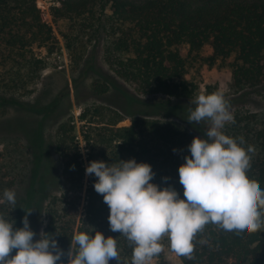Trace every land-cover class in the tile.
<instances>
[{
  "label": "trees",
  "instance_id": "16d2710c",
  "mask_svg": "<svg viewBox=\"0 0 264 264\" xmlns=\"http://www.w3.org/2000/svg\"><path fill=\"white\" fill-rule=\"evenodd\" d=\"M49 1L53 3L52 22L64 23L59 33L71 59L76 64L84 59L88 48L84 39L92 35L103 43L104 62L141 94L185 100L196 96L197 85L186 78L187 61L179 51L183 46L195 57L206 46L211 47V54L201 59L205 64H228L234 87L239 90H264V0ZM55 41L53 28L37 7V0H0V85L10 78L11 83L3 87L17 90L20 97L33 93L27 90L31 79L24 70L43 62L34 58L32 50L44 47L52 54ZM94 88L98 95L109 90L104 84ZM0 104L24 105L2 94ZM49 108L30 111L47 118L51 114ZM79 120L89 164L98 161L112 165L132 159L147 163L155 173L150 183L161 190L172 187L180 199H185L178 168L185 163V156L190 157L188 146L194 138L185 126L156 118L125 116L105 105L85 107ZM234 121L225 124L222 132L238 143L242 137L241 146L245 149L254 147L255 151L249 153L251 167L247 175L264 190V118L245 113L236 114ZM205 123L202 121L201 126ZM38 130L35 145L41 147L42 127ZM76 134L74 124L64 122L58 127L55 147L63 165L64 188L61 196L53 198L47 207L43 233L55 239L64 253L57 264H68L70 249L73 254L77 252L73 236L81 232L90 236L100 232L105 238L116 239L119 259L109 260V264H131L134 245L121 233L111 231L110 209L94 190L98 178L88 175L84 187L86 169ZM173 149L177 151L174 153ZM30 206L26 203L25 209ZM25 216H16L13 230L23 227ZM165 238L160 241L163 248ZM192 243V258L181 256L182 264H264V228L254 233H237L209 223ZM153 259L162 262V252Z\"/></svg>",
  "mask_w": 264,
  "mask_h": 264
},
{
  "label": "clouds",
  "instance_id": "9594fccd",
  "mask_svg": "<svg viewBox=\"0 0 264 264\" xmlns=\"http://www.w3.org/2000/svg\"><path fill=\"white\" fill-rule=\"evenodd\" d=\"M189 108L188 122L209 121L206 139L194 137L188 146L190 157L178 168L183 196L172 188L159 189L150 183L155 173L147 163L134 159L112 165L92 161L86 175L98 178L94 190L103 196L109 207V226L119 232L134 247L131 264H148L163 251L160 241L167 237L170 250L192 258L197 233L209 223L227 232L254 233L264 228V190L257 181L248 178L251 167L249 153L241 145L243 138L229 137L221 129L234 123L223 92L197 96ZM177 150L173 149L175 153ZM74 168V166H73ZM167 180L168 178H164ZM4 201L15 205L16 193L5 189ZM23 227L13 230V223L0 217V264H57L64 255L55 239L41 233L40 239L29 226L27 215ZM47 237V238H44ZM78 250L68 252V264H109L118 262L116 239L74 234ZM16 254L9 258L12 250Z\"/></svg>",
  "mask_w": 264,
  "mask_h": 264
},
{
  "label": "rangeland",
  "instance_id": "374dc122",
  "mask_svg": "<svg viewBox=\"0 0 264 264\" xmlns=\"http://www.w3.org/2000/svg\"><path fill=\"white\" fill-rule=\"evenodd\" d=\"M52 1L37 0V7L42 11L47 22L52 26L56 41L54 52L49 54L46 48L34 47L35 59L43 63L24 70L31 80L27 90L30 95L20 97L18 91L3 87L11 83L8 78L0 85V94L10 97L24 105L0 104V217L14 222L16 216L27 215L30 229L36 234L34 242L40 239L46 225V210L53 198L60 197L64 188L63 165L55 147V139L60 124L68 122L76 126L77 140L80 143L85 169L89 166L87 149L81 136L79 116L82 109L93 105H105L114 108L123 115H138L143 118H156L172 121L185 126L194 137L206 139L205 132L210 127L206 121L202 127L189 123V108L197 96L211 94L217 90L225 95L229 111L233 115L252 113L264 118V90L237 89L234 87L231 69L228 64L218 63L209 67L201 59L208 57L212 50L206 46L199 56L189 55V48L183 46L179 51L187 61L186 78L193 81L198 89L193 99H177L164 95L141 94L135 85L117 77L104 62L103 43L88 35L87 53L78 64L72 60L65 48L59 31L64 23H53L50 16ZM31 54H27L29 59ZM18 61L22 60L18 57ZM43 66V70H38ZM36 72L35 77L33 73ZM106 85L108 92L98 95L94 85ZM48 106L51 114L43 118L30 111L31 108ZM229 123V122H228ZM125 124H129L128 121ZM227 124V123H226ZM40 127L44 136L41 147L35 145ZM222 131V129H221ZM42 155L41 160L38 158ZM46 173V174H45ZM45 174L43 178L41 175ZM85 176L84 187H87ZM5 189L16 193V203L4 201ZM31 201V202H30ZM31 206L25 209V204ZM82 203L79 220L82 218ZM76 227V228H77ZM12 250L9 258L16 254ZM162 262L152 259L148 264H182V258L170 250L168 238H165Z\"/></svg>",
  "mask_w": 264,
  "mask_h": 264
}]
</instances>
